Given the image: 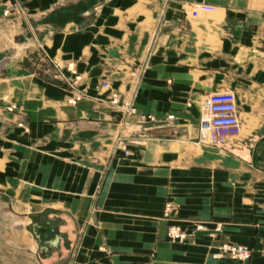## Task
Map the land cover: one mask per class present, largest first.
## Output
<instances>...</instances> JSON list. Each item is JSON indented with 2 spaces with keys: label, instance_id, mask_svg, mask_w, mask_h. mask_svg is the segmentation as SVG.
I'll return each mask as SVG.
<instances>
[{
  "label": "crops",
  "instance_id": "crops-1",
  "mask_svg": "<svg viewBox=\"0 0 264 264\" xmlns=\"http://www.w3.org/2000/svg\"><path fill=\"white\" fill-rule=\"evenodd\" d=\"M58 1L22 0L33 12ZM98 10L62 30L49 24L43 38L67 77L80 76L75 87L40 64V52L5 59L0 264H264V168L248 142L205 150L199 128L202 102L233 91L252 131L240 140L259 136L260 161L264 0H102ZM105 81L152 120L122 124ZM34 214L48 225L39 238ZM173 226L187 238L172 241ZM224 243L250 248L249 261L218 256Z\"/></svg>",
  "mask_w": 264,
  "mask_h": 264
},
{
  "label": "rangeland",
  "instance_id": "rangeland-1",
  "mask_svg": "<svg viewBox=\"0 0 264 264\" xmlns=\"http://www.w3.org/2000/svg\"><path fill=\"white\" fill-rule=\"evenodd\" d=\"M69 1L74 0H59L57 5L52 6L49 11H36L33 12L26 3L22 2V0H0V4L2 2H6L7 7L5 9H1L3 11V21L1 23V17H0V80L2 78L6 77L5 69L3 70V65L8 61L5 60L8 56H16L18 59L21 58L22 55L25 53H28L29 57L32 58L33 51L35 53H41L43 55L44 53V46H43V38L46 37V35L50 34V32H54L53 29L49 26L51 23H56L57 30H62L65 24V21L68 20L71 16H77L80 12L83 10H86L87 8L91 7L94 15L96 14V11L101 8L102 0H84L81 1V5L78 7L77 5H74L72 2ZM67 4L66 6H64ZM77 6V7H75ZM73 12H68L66 17L65 15L61 16L62 11L64 9H72ZM0 10V12H1ZM6 10H10V13L8 17L5 18L4 13ZM99 11V10H98ZM200 9H195L191 12L192 17H196L200 13ZM7 20H5V19ZM80 26V24H78ZM73 27H76V25H73ZM51 30V31H50ZM35 37V42L32 40V38ZM39 38V41H38ZM34 53V54H35ZM41 55V57H42ZM32 62H36L35 59ZM44 64V62H40V64ZM12 71H15L17 73V76H19V70L17 68V60L15 59L12 62ZM29 66V63L27 64ZM29 68H33L35 70L36 65ZM32 70V69H31ZM32 73L35 71H31ZM35 78V77H34ZM232 95H234L236 102L238 101V98L236 94L232 91ZM203 103V102H202ZM240 112H242L241 107L244 105H241V103L237 102ZM202 106V104H201ZM243 117H245L247 114L245 112L241 113ZM240 122H241V131L234 135V136H226V137H218L216 140L211 142L213 139L208 138V140L204 139V143L201 142L203 145L206 146H224L232 149L233 147H238L239 145H243L248 142L250 154L253 156V161L256 166H262L264 168V164H262L257 158L256 154L253 153V145L254 143H257L259 140V136H248L246 139L240 140L244 137L245 134L251 133L252 131H248L247 124L242 121V117L240 116ZM214 138V137H213ZM45 244H42V247ZM42 252V249H41ZM1 253V250H0ZM6 255H11L10 253H7Z\"/></svg>",
  "mask_w": 264,
  "mask_h": 264
},
{
  "label": "built area",
  "instance_id": "built-area-1",
  "mask_svg": "<svg viewBox=\"0 0 264 264\" xmlns=\"http://www.w3.org/2000/svg\"><path fill=\"white\" fill-rule=\"evenodd\" d=\"M10 10H6L4 13L5 18L8 17ZM11 14V13H10ZM6 20V19H5ZM7 21V20H6ZM41 59L45 62L47 69L55 68L57 70L58 76L66 81L70 87H75L77 82L80 80V76L76 75L74 80H70L63 69L52 59L48 57V54L44 51ZM72 70V69H70ZM103 87L110 90L109 103L117 112L121 113L122 124L128 122V118L131 116H137L138 124L144 125L145 123L152 120V116L139 114L137 107L134 103V95L130 97H122L121 94L112 89L111 83L105 81ZM78 98L71 99L70 102L76 104ZM173 115H168V120H172ZM200 141L204 143V139L207 136H213V142L218 137L234 136L241 131L240 122V110L234 95L227 93L224 95H218L210 98H206L201 106V116H200ZM171 134L176 133L174 129L170 131ZM140 136L145 137L142 133ZM206 146V145H204ZM126 155H130L131 152L128 149L124 150ZM175 207L170 203L166 205L165 214L169 216ZM197 229H204L203 224H198ZM221 226L218 225L217 230L219 231ZM169 238L172 241L184 240L187 238L185 232L181 231L179 227L173 226L170 228L168 233ZM252 250L246 246L237 245L233 243H224L221 245L218 256H231L242 262L249 261L251 257Z\"/></svg>",
  "mask_w": 264,
  "mask_h": 264
},
{
  "label": "water",
  "instance_id": "water-1",
  "mask_svg": "<svg viewBox=\"0 0 264 264\" xmlns=\"http://www.w3.org/2000/svg\"><path fill=\"white\" fill-rule=\"evenodd\" d=\"M95 134H96L95 131H85L82 132L80 135L82 137H92ZM261 142H264V138L261 139ZM204 149L212 152H218V149L215 147L204 146ZM31 220L33 226V232L36 235V237L39 238L41 234L48 228V225H39V216L37 214L32 215Z\"/></svg>",
  "mask_w": 264,
  "mask_h": 264
},
{
  "label": "flooded vegetation",
  "instance_id": "flooded-vegetation-1",
  "mask_svg": "<svg viewBox=\"0 0 264 264\" xmlns=\"http://www.w3.org/2000/svg\"><path fill=\"white\" fill-rule=\"evenodd\" d=\"M261 153L259 156L260 161H262L264 163V148L260 149Z\"/></svg>",
  "mask_w": 264,
  "mask_h": 264
}]
</instances>
